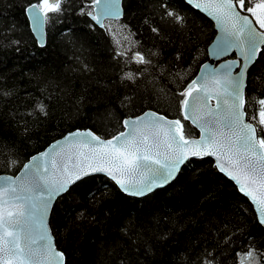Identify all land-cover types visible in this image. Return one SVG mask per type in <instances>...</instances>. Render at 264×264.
<instances>
[{
  "label": "trees",
  "instance_id": "obj_1",
  "mask_svg": "<svg viewBox=\"0 0 264 264\" xmlns=\"http://www.w3.org/2000/svg\"><path fill=\"white\" fill-rule=\"evenodd\" d=\"M34 2L0 0V175L17 173L68 132L110 137L124 130L123 119L149 109L199 135L183 120L178 93L209 58L216 29L206 15L184 0H124V17L100 28L80 14L88 0H67L62 13H49L40 47L26 14ZM136 53L151 64L136 63ZM126 72L135 79H125ZM259 99L264 48L246 89L245 110L256 118ZM11 160L16 165L4 167ZM51 227L66 264H239L250 247L246 264H264V227L210 158L190 160L176 180L142 197L126 195L109 177L89 176L57 200Z\"/></svg>",
  "mask_w": 264,
  "mask_h": 264
},
{
  "label": "snow or ice",
  "instance_id": "obj_2",
  "mask_svg": "<svg viewBox=\"0 0 264 264\" xmlns=\"http://www.w3.org/2000/svg\"><path fill=\"white\" fill-rule=\"evenodd\" d=\"M62 3L67 0H36L26 8L33 31L41 39L51 19L49 13H62ZM187 3L215 21L219 35L209 55L220 60L235 51L239 57L223 60L219 67L202 65L201 75L178 93L182 118L200 130L199 139L188 138L191 132H186L181 119L169 120L156 111H146L123 119L126 131L108 139L93 130L69 132L48 151L23 163L17 173L0 175V264H64V253L53 243L47 217L54 201L85 177L104 173L123 192L144 196L174 179L189 156L215 157L217 169L236 182L264 225V108L256 123L257 114L245 110L243 92L248 68L264 46V0ZM80 14L103 28L105 20L122 15L121 0H88ZM166 15L183 23L184 18L171 10ZM107 31L112 34L111 25ZM114 43L120 42L114 39ZM133 60L151 64L139 53ZM124 78L133 80L135 76L126 72ZM213 99L215 108L208 106ZM259 105L264 106V99H259ZM36 109L48 114L43 103ZM16 163L11 160L4 167L11 169ZM253 255V249L248 248L239 256V264H246Z\"/></svg>",
  "mask_w": 264,
  "mask_h": 264
},
{
  "label": "water",
  "instance_id": "obj_3",
  "mask_svg": "<svg viewBox=\"0 0 264 264\" xmlns=\"http://www.w3.org/2000/svg\"><path fill=\"white\" fill-rule=\"evenodd\" d=\"M186 3H187V0H184ZM188 4V3H187ZM190 5V4H189ZM191 7H193L192 5H190ZM194 8V7H193ZM121 9H122V15L119 17V19H122L123 17H124V14H125V9H124V0H121ZM195 9V8H194ZM196 10H198V9H196ZM198 11H200V10H198ZM95 12H96V10H93V14H95ZM201 13H203L204 15H206L204 12H202V11H200ZM26 14H27V17H28V20H29V23H30V26H31V30H32V33H33V35L35 36V38H36V40L38 41V43H39V45H40V47H45L46 46V43H47V24L44 26V37H43V39H41V37H40V34L38 33V32H34L33 31V25H32V23H31V21H30V19H29V14L26 12ZM207 16V15H206ZM213 23H214V26H215V21L211 18V17H209V16H207ZM103 19V18H102ZM119 19H116V20H119ZM107 21H110V20H105L104 21V25L106 24V22ZM98 27H100L99 25H97ZM101 28V27H100ZM215 29H216V36L214 37V39H213V41L210 43V45H209V48H208V50L214 45V43H215V41H216V37L219 35V32H218V29L216 28V26H215ZM264 48V46H261V50H260V52L257 54V56H256V59L250 64V66H249V68H248V71H247V75H246V83H245V87H244V89H243V92H244V95H245V102H246V89H247V83H248V74H249V71H250V69H251V67L255 64V62L258 60V58H259V56H260V53H261V51H262V49ZM208 60L206 61V62H204L202 65H204V64H209V65H214L215 67H219V65H220V63H222L223 62V60H226V59H238L239 57L237 56V53L235 52V51H233L231 54H229L228 56H226V57H223V58H221L220 60H217V59H215L214 57H212V56H210L209 55V52H208ZM202 67V66H201ZM201 67H200V69H201ZM200 69H199V71H198V73H197V75H201V73H200ZM235 71H238V69H236ZM235 74V73H234ZM196 75V76H197ZM209 107H211V108H215V106H216V101H215V99H213L210 103H209V105H208ZM147 111H156V110H152V109H149V110H147ZM146 112V111H145ZM158 114H160V115H165V114H163V113H160V112H158V111H156ZM140 115V114H139ZM136 116V115H135ZM166 116V118L167 119H169V120H172V119H178V118H171V117H169V116H167V115H165ZM130 117H134V116H130ZM130 117H128V118H130ZM127 119V118H126ZM245 120L247 121L248 119H247V116H245ZM182 122V121H181ZM191 122V121H190ZM195 126V125H194ZM196 127V126H195ZM197 128V127H196ZM198 129V128H197ZM76 130H81V131H84V130H92V129H76ZM76 130H73V131H76ZM73 131H71V132H73ZM122 131H126V129H124V130H122ZM198 131H199V135H200V130L198 129ZM69 133V132H68ZM67 133V134H68ZM66 134V135H67ZM97 134V133H96ZM97 135H99V134H97ZM199 135L198 136H192V137H189L190 139H199ZM64 137V136H63ZM63 137L62 138H60V139H58V140H62L63 139ZM102 138H105V139H108V138H110V137H102ZM58 140H56V141H58ZM56 141H54V142H52L46 149H44L43 151H41V152H45V151H48L49 149H50V147H51V145H53L54 143H56ZM41 152H39V153H41ZM39 153H37L36 155H38ZM36 155H34V156H36ZM203 158H210V159H212L213 160V162H214V165H215V167H216V161H215V157H213V156H203V157H192V156H189V158L185 161V163L183 164V165H181L180 166V170H179V172H177L176 173V175H175V178L174 179H172L169 183H167V184H165V185H163L162 187H158V188H155L153 191H155V190H157V189H160V188H163V187H165V186H167V185H169L170 183H172L174 180H176L177 178H178V176H179V174H180V172H181V170L183 169V167L186 165V163H188L190 160H194V159H203ZM28 162V161H27ZM217 168V167H216ZM219 171V170H218ZM220 172V171H219ZM221 173V172H220ZM221 174H223L226 178H228L230 181H232L233 183H234V185L237 187V189H238V191H239V186L236 184V182L235 181H233L231 178H229L226 174H224V173H221ZM2 175H12V174H2ZM92 175H102V176H106V177H108L106 174H104V173H94V174H91V175H89V176H92ZM88 176V177H89ZM85 178H87V177H85ZM84 178V179H85ZM115 182V181H114ZM152 191V192H153ZM240 192V191H239ZM125 193V192H124ZM149 193H151V192H149ZM149 193H147V194H149ZM241 193V192H240ZM126 195H129V194H127V193H125ZM146 194V195H147ZM242 195H244L243 193H241ZM64 195V194H63ZM129 196H133V195H129ZM145 196V195H144ZM245 196V195H244ZM61 197V196H60ZM60 197H58L55 201H54V203H53V205H52V209H51V211H50V213H49V215H48V217H47V224H48V227H49V229L51 230V235L53 236V243H54V245H55V247L59 250V251H62L59 247H58V245H57V242H56V237H55V235H54V233H53V230H52V227H51V216H52V212H53V208H54V205H55V203L57 202V200L60 198ZM133 197H142V196H133ZM248 200H249V202L252 204V202H251V200L247 197V196H245ZM252 206H253V208H254V211H255V213H256V216H257V211H256V208H255V206L252 204ZM257 219H258V216H257ZM259 221V220H258ZM263 227H264V225H262ZM64 264H66V257H65V255H64Z\"/></svg>",
  "mask_w": 264,
  "mask_h": 264
},
{
  "label": "built area",
  "instance_id": "obj_4",
  "mask_svg": "<svg viewBox=\"0 0 264 264\" xmlns=\"http://www.w3.org/2000/svg\"><path fill=\"white\" fill-rule=\"evenodd\" d=\"M262 108H264V106ZM258 119H259V117L256 118V123H258Z\"/></svg>",
  "mask_w": 264,
  "mask_h": 264
}]
</instances>
